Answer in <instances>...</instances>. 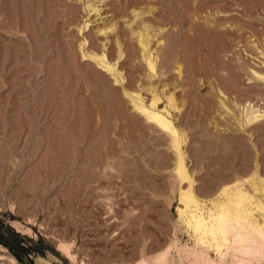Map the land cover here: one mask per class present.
Returning a JSON list of instances; mask_svg holds the SVG:
<instances>
[{
    "label": "rangeland",
    "instance_id": "rangeland-1",
    "mask_svg": "<svg viewBox=\"0 0 264 264\" xmlns=\"http://www.w3.org/2000/svg\"><path fill=\"white\" fill-rule=\"evenodd\" d=\"M263 225L264 0H0L3 236L36 264H264Z\"/></svg>",
    "mask_w": 264,
    "mask_h": 264
},
{
    "label": "bare ground",
    "instance_id": "bare-ground-1",
    "mask_svg": "<svg viewBox=\"0 0 264 264\" xmlns=\"http://www.w3.org/2000/svg\"><path fill=\"white\" fill-rule=\"evenodd\" d=\"M157 113V112H156ZM159 114V113H158ZM165 118V117H164ZM162 124H164L165 126H167L168 127V125L167 124H165V123H162ZM193 200H194V198H193ZM247 210V209H246ZM228 215L226 214V213H223L222 215H221V219H220V221H219V223H218V226L215 228V229H213V230H211V233H213V231L214 232H219V230L225 225L226 226V223H227V220H226V217H227ZM240 216H238V218H239ZM251 217V216H250ZM228 219V218H227ZM213 220V219H212ZM246 220V219H245ZM239 221V220H238ZM253 222V221H252ZM255 222V221H254ZM228 224V223H227ZM252 224V223H251ZM239 225V224H238ZM242 225V224H241ZM199 226H202V227H204L205 225L204 224H199ZM230 226V225H229ZM262 226V225H261ZM264 226V225H263ZM206 228V227H205ZM226 228H228V225H227V227ZM244 228V227H243ZM225 229V228H224ZM234 229H236V228H234ZM222 230V229H221ZM230 230H231V228L229 229V232H230ZM244 230V229H243ZM225 231V230H224ZM242 231V230H241ZM205 232H207L206 230H205ZM204 232V233H205ZM209 232V231H208ZM217 232V233H218ZM220 232H223V231H220ZM227 233V232H226ZM233 233V232H232ZM253 233L254 234H256V240L258 239V245L260 244L261 245V248H263L262 246H264L263 244V242H264V227H256V228H254V231H253ZM216 234V233H215ZM234 234V233H233ZM244 236V235H243ZM241 234L240 235H238V239L240 238V239H242V237H243ZM236 237V236H235ZM246 237V236H245ZM255 237V236H254ZM250 238V237H249ZM253 240V242H251V243H254V238L252 239ZM255 240V241H256ZM225 241V240H224ZM228 241V240H227ZM226 242V241H225ZM263 243V244H262ZM225 245H222L221 246V243L218 245V247H217V250L218 251H220L224 246H230L229 245V243L227 244V242L226 243H224ZM250 244V243H249ZM255 245H256V242L254 243ZM257 245V246H258ZM259 247V246H258ZM65 249V248H64ZM228 249H229V247H228ZM238 249V248H237ZM243 249H246V248H243ZM249 249H251V248H249ZM248 249V250H249ZM260 249V248H259ZM241 250V249H240ZM253 250H254V252H256V251H258V250H255L254 248H253ZM261 250V249H260ZM65 251H67V254L68 255H70V253L68 252V250L66 249ZM222 251V250H221ZM236 251V250H235ZM243 251V250H242ZM250 251H252V249L251 250H249V252H247V250L244 252V253H250ZM238 252V251H237ZM257 253V252H256ZM67 254H65V255H67ZM224 254V253H223ZM252 254V253H251ZM254 254V253H253ZM221 256H222V254H221ZM71 257V256H70ZM225 257V256H224ZM208 261V260H207ZM210 261H211V259H210ZM209 262V261H208ZM145 263H147V262H145ZM207 264V263H206ZM209 264H213L212 262L211 263H209Z\"/></svg>",
    "mask_w": 264,
    "mask_h": 264
},
{
    "label": "water",
    "instance_id": "water-1",
    "mask_svg": "<svg viewBox=\"0 0 264 264\" xmlns=\"http://www.w3.org/2000/svg\"><path fill=\"white\" fill-rule=\"evenodd\" d=\"M0 241L7 247L21 254L27 260L28 264H36L33 257L28 252V250L25 249L23 246L11 241L7 237L3 236L1 233H0Z\"/></svg>",
    "mask_w": 264,
    "mask_h": 264
},
{
    "label": "trees",
    "instance_id": "trees-1",
    "mask_svg": "<svg viewBox=\"0 0 264 264\" xmlns=\"http://www.w3.org/2000/svg\"><path fill=\"white\" fill-rule=\"evenodd\" d=\"M13 242H14V241H13ZM15 243H16V242H15ZM8 248H9V247H8ZM9 249H10L11 251H13L19 259H22V258H23V256H22L21 254L17 253L16 251H14V250L11 249V248H9Z\"/></svg>",
    "mask_w": 264,
    "mask_h": 264
}]
</instances>
